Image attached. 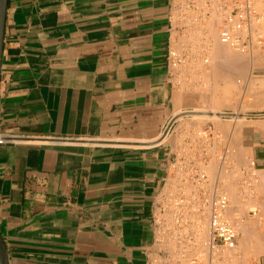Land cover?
Instances as JSON below:
<instances>
[{
  "label": "crops",
  "instance_id": "0c3cea01",
  "mask_svg": "<svg viewBox=\"0 0 264 264\" xmlns=\"http://www.w3.org/2000/svg\"><path fill=\"white\" fill-rule=\"evenodd\" d=\"M170 5L7 0L0 135L12 139L0 144V231L8 264H152L159 195L179 150L175 134L163 136L180 107L169 77Z\"/></svg>",
  "mask_w": 264,
  "mask_h": 264
},
{
  "label": "rangeland",
  "instance_id": "374dc122",
  "mask_svg": "<svg viewBox=\"0 0 264 264\" xmlns=\"http://www.w3.org/2000/svg\"><path fill=\"white\" fill-rule=\"evenodd\" d=\"M216 15H214L215 17L213 16V14L212 15L210 14L209 16L212 17V18L210 17L211 20L217 21ZM217 17L219 19V21L217 22L219 25L220 18H219V16H217ZM207 18H209V17L208 16H206V17L198 16V11L193 10L192 14L187 18L188 20L186 19L184 21V22H186V28L181 29L182 31L181 30L178 31L176 33L177 35H175V33H174L173 35L175 37L172 35V37H174L173 41L175 43L173 42L174 45H173L172 50H171L172 51V57L170 59V64H169V77L171 79V83H172L173 88H174L175 97H177V99L179 101V105H180V107L178 108L179 110L177 112V118L180 115L184 116L182 119H178L179 121L175 125L176 131L178 132V134L176 135L177 136V142L180 145L184 139H189V140L191 139L192 145L193 144H196V145H193L194 148L193 147L188 148L189 154H193L192 153L193 151L196 152L195 155L198 156L199 158L201 157L200 159L203 160L204 164H201V165L202 166L206 165V166H208L207 168H209L208 170H205L206 167L204 166V168L201 167V169L202 170L204 169L203 171H206V172L208 171V174H209L213 168L216 169V167L218 166L217 171L214 169L212 171V172H215L217 175L215 173H211V176L213 177V175H215L214 177H216L219 175L218 177L221 180L220 181L221 185H222V183H224V180L226 182V178H227L229 183L227 181V183H224V187L221 186V187H223V189L227 188V189H225L226 192H228V190H229L228 186L225 187L227 184L228 185L232 184L230 186L231 189L234 186V188L232 189L233 192L230 189L228 194L230 196V199L237 198L238 200L236 199L237 200L236 202H234L233 200L231 201V202L235 203V204L233 203V205L231 203V210L233 209L232 211L235 212V214H234V217H232L233 212L230 210L232 214H230V212H229V215H232L231 216L232 221L235 222V225L238 224L237 226H239V223H241V226H242V224L244 226V225H246V222L247 223L251 222L250 224H247V225H250V227L246 225L248 227V232H247L249 235V237L247 236L249 238L248 240L246 237L243 236V232H242L243 230H238V233H239V238H242L243 241L246 240L251 244L253 243L251 245V244H248V242H243L241 239L242 243H241V241H239L240 243L238 245L242 246V248L239 247L238 249L242 251L244 246H245L244 250L247 249V251H248V253H247L245 250L246 254H249V255H246V254L244 255L243 253H245V252L242 253L244 255L243 259L248 260V261L244 262L245 264H251V263L252 264H258L260 262L261 255L264 254V238L262 237L264 235V96H263L264 93L262 94V92H264V58H263L264 57V51L262 49H260V50L253 52V54H250V53L246 54L244 52H239L241 54V55L239 54L240 55L239 59L242 55L246 56V57L242 56L241 57L242 59L237 60L241 66L240 71H239L240 74L238 75V78L239 79L242 78L243 83H239V86H238L239 88L236 91L234 90L235 92L232 89L230 92L226 91V83H225V81H224L225 79L223 77H224V75H226L227 70H228L227 76H228L229 72H232L233 68H231V67H233V66H230L228 69V66H227L228 64H225V63L222 64L221 58H220V62H219V58H217L216 56H213V53H212L213 51L211 49L215 47V43L217 41V38L214 39L212 37L210 38V36L209 37L207 36V33H209V31H207L208 28L205 27V26H207L206 24H209V22L207 21ZM214 18H216V19H214ZM197 19L199 21H197ZM214 21H212L210 24H212V23L214 24ZM201 25H202L203 29L200 28ZM198 29H200L202 31L198 32ZM217 29L218 30H216V31H217V34L219 35L218 32L220 30V26ZM203 30H205V31H203ZM181 32L183 35L185 34L186 37H185V35L184 36L182 35V37H184L185 39L182 38L183 40L180 41L181 36L178 34L179 33L181 34ZM197 32L199 34H201L202 36L200 37V35H198ZM205 33H206V35H205ZM196 34L198 35L197 36L198 38H196L197 40L194 38V36ZM192 35H193V37H192ZM218 35H217V37L219 38ZM206 36H207V38H205ZM187 37L188 38L190 37L192 39L189 38L190 41H186V40H189ZM193 38L199 44L196 43V41L194 42ZM201 39L203 40V42ZM184 41L187 43L183 44V43H185ZM191 42H193L194 45ZM195 43L197 45H201V47L199 48V46H197ZM191 44L193 47L191 46ZM176 45H179V47ZM195 45L197 46L198 49L196 48ZM213 45H214V47H213ZM175 46L178 48H176ZM263 49H264V47H263ZM232 51H234V49ZM242 53H244V54H242ZM235 54H238V52L236 51ZM247 55H249V56H247ZM260 55L261 56L263 55L262 58ZM212 57H214V58H212ZM209 58L212 60H210ZM247 58H248L249 62H248ZM253 61H255V62H253ZM225 65H226V67H225ZM216 68H218V69H216ZM241 68H245L244 71L247 72V74H245L243 69L241 71ZM224 69L226 70V72H224L225 71ZM218 70H219V73H218ZM220 73H222V76H220L221 75ZM208 74H210V75H208ZM217 75H218V77H217ZM249 75H250V77H249ZM207 76H208V78H207ZM209 78H210V80H209ZM216 78H218V79H216ZM220 79H221V81H220ZM217 81H219V82H217ZM252 93H253V96H252ZM257 93H260V95H262V96L258 95ZM200 99H202V100H200ZM232 104H234V105H232ZM219 109H220V111H222L221 118H209V116L208 117H195V116L191 115V113L195 114V112H193V111H212V110H219ZM234 110L239 111L244 116V118H246V119L243 118V120H242V118H241L239 120H235L232 117V112H234ZM228 117H230V118H228ZM210 126H211V130H213L217 134L212 131V133L214 135V139H213V137H212L213 135L211 133L209 136L210 140L204 139L207 142H205L204 140L202 141L200 139L199 133L202 130L209 129ZM189 127H191V128H189ZM196 128L198 131L196 130ZM189 130H191V131H189ZM222 130L224 133L222 132ZM182 132H183V135H182ZM220 132H222V134H220ZM196 133H197V135H196ZM225 134H227V135H225ZM198 135H199V137H198ZM218 135L221 136V137L219 136L220 139H218V137H217ZM184 136H185V138H184ZM194 136L195 137L197 136V137L195 138ZM208 140L210 143L208 142ZM214 140H216V141L214 142ZM231 140L233 143H231ZM201 142L203 144H201ZM213 142H214V144L216 143L215 147H214ZM218 143H219V146H216V145H218ZM225 144H227V145H225ZM201 145H202V147H201ZM204 145L207 147L204 148L205 147ZM210 145L212 147H214L215 150ZM207 148L208 149L211 148V149L208 150ZM229 148H232V149L229 150ZM205 150L208 152V154H206V155L204 154ZM210 151L212 154L214 153L213 154L214 156L212 154L209 155ZM220 151H221V153H220ZM231 151H232V153H231ZM235 151H237V154ZM222 153H223V155H221ZM243 154H245V155H243ZM226 155H228V156L230 155L229 156L230 162L228 159L229 157L228 156L226 157ZM209 157H210V160H209ZM211 157H213V158H211ZM242 158L245 159V161ZM212 159H214V160H212ZM202 160H200V162ZM210 161H211V163H210ZM218 162H220V164ZM226 162L228 165L227 164L225 165ZM210 167H211V170H210ZM223 167H225L224 170H222ZM227 167L229 168V170ZM232 168H233V170H232ZM224 171H226V172H224ZM223 172L226 174H224ZM228 172H229V174H228ZM221 173H222V175H220ZM223 174H224L225 179L220 177V176L223 177ZM225 175H228V177ZM171 182L172 183L169 187L174 188L177 185V182H176V180H175V182H173L172 178H171ZM172 184H174V185H172ZM172 186H174V187H172ZM192 187H194V186H192ZM230 193H233V194H230ZM232 195L234 196L233 198H232ZM253 196H254V198H253ZM240 200H241V202L244 200L245 201L243 204H240L241 202H238ZM236 203H237V205L240 206L239 208L237 207L238 210L236 209V206H237ZM245 205H247V206L245 207ZM260 206H262V207H260ZM170 208L168 207V210H171V211H168L165 214H162V217L165 218L167 222H170V220L172 222L173 221L172 219L174 218V214H175V212L173 211L174 209L171 205H170ZM240 208H243V209H240ZM246 208H248V209H246ZM235 209L238 212L235 211ZM254 211L257 214L255 213V215H254V213H253ZM252 215H253V217H252ZM255 217L258 220V222H256ZM168 219H170V220L168 221ZM238 220H240V221H238ZM244 222H245V224H244ZM253 223H255V225H256V223H257V225L259 223V225L258 226L256 225V227H255V226H253ZM202 224H204V225H202ZM251 224H252V226H251ZM172 225L173 224H171L170 226H167V228H169L171 230V232L175 231V229H177V231H178V228L174 227V229H173L174 225L173 226ZM201 225L205 226L204 228L202 226H200V227L206 231L207 230L206 229L207 224H205V221L202 222ZM259 226H260V228H259ZM251 227H255V230H257V232L254 230L256 234L254 233V231L251 232V230H252ZM259 229H261V230H259ZM188 230L191 231V229H188ZM259 232H261V234ZM262 233H263V235H262ZM169 234H171V233H169ZM250 234L252 236L254 235L255 237L254 236L251 237ZM240 236H243L245 238V240L243 237H240ZM256 239H257V241H255ZM259 239L261 241H259ZM172 243L171 244L173 246L169 243L164 244V245L166 246V249L169 252H172V253L175 252V255H176V252L178 251L180 243H176V244H175V242H172ZM246 244H248V245L246 246ZM170 245L173 247L172 249H171ZM167 246H169L170 249H168ZM174 247H175V249H174ZM258 247H260V248L258 249ZM256 249H258L259 251H257ZM254 250H256V251L253 252ZM249 252H251V253H249ZM257 252H259V253H257ZM257 254H259V255H257ZM243 255H242V257H243ZM170 256L171 257H168V258L167 257L159 258L155 261L156 263L153 260V264H167V262H169L170 259L172 262L171 263L169 262L168 264H174L175 261L177 264H179V262H178L179 260H177L178 259L177 255L175 257L173 254ZM245 256H247L248 259H245ZM255 256H257V257H255ZM258 257H260L259 260H258ZM160 259H161V261H160ZM252 259H254V261ZM165 260H166V263H165Z\"/></svg>",
  "mask_w": 264,
  "mask_h": 264
},
{
  "label": "built area",
  "instance_id": "2783aa9c",
  "mask_svg": "<svg viewBox=\"0 0 264 264\" xmlns=\"http://www.w3.org/2000/svg\"><path fill=\"white\" fill-rule=\"evenodd\" d=\"M170 9L172 34L185 28L184 21L196 10L200 17L210 14L219 16V39L232 48L253 53L264 47V0H171ZM171 57L172 51L170 59ZM169 133L178 134L173 123L167 127L163 136ZM211 133L210 126L199 133L200 139L207 140ZM8 139L12 138L0 135V144ZM191 147L189 139H184L179 145L177 160L172 165L165 189L159 195L154 220L159 250L153 255L152 264L153 260L155 262L159 258L170 257L171 253L164 244L171 242L180 243L176 255L178 257L180 254L185 259L183 264H245L242 263V253L237 248L239 233L229 215L230 196L221 187L218 176L212 177L201 169L196 152L189 154L188 148ZM204 154L208 152L205 151ZM171 178L172 181L176 180L177 185L170 189ZM170 205L175 214L173 221L167 222L162 214L168 211ZM198 220L200 226L204 221L207 224L205 244L200 249L192 245L196 241ZM171 224L178 231L175 229L171 233L167 228Z\"/></svg>",
  "mask_w": 264,
  "mask_h": 264
},
{
  "label": "bare ground",
  "instance_id": "6f19581e",
  "mask_svg": "<svg viewBox=\"0 0 264 264\" xmlns=\"http://www.w3.org/2000/svg\"><path fill=\"white\" fill-rule=\"evenodd\" d=\"M193 14H194V13H193ZM211 15H212V14H211ZM214 15H216V14H213V16H214ZM217 16H218V15H216L217 21H216V20L214 21V20H211L212 17L208 15V17H209V18L211 17V18H210V19L207 18V21L209 22V24H206L207 22L205 21V22H206L205 24L207 25V26H205V27H207V28H208L207 31H209V33H207V36H208V37L210 36V38L212 37V38H214V39L217 38V41L215 40V41H216V43H215V47H214V45H213L214 48L211 49V50L213 51V52H212V53H213V56H216L217 58H219V62H220V58H221V62H222V64H223V63L228 64V65H227V66H228V69H229L230 66H233V67H231V68H233V70H232V72H229V73H228V76H227V72H228V70H227V72H226L225 69H224L225 71L223 70L224 72H226V75H224L223 78L225 79L224 81H225V83H226V91L230 92L231 89H232L233 91H234V90L236 91V90L239 88V87H238V86H239V83H243V82H242L243 79H242V78H240V79L238 78V75L240 74L239 71H240V67H241V66H240V64H239V62H238L237 60L239 59V56L241 55V54L239 53V52H241V51H238V49H236V48H232L230 45L221 42L220 39L217 37L218 34H217V31H216V30H218L217 28H218L219 26H221V21H220L219 25H218V23H217V22L219 21V19H218ZM196 17H197V16H196ZM204 17H205V16H204ZM214 17H215V16H214ZM216 18H214V19H216ZM187 20H188V19H187ZM193 20H194V19H193ZM197 21H199V20L197 19ZM212 21H214V24H213V23L210 24ZM190 22H191V21H190ZM195 22H196V21H195ZM199 23H200V22H199ZM216 23H217V24H216ZM195 24H196V23H195ZM196 25H197V24H196ZM198 25H199V24H198ZM213 25H214L215 27H214ZM217 25H218V26H217ZM203 27H204V26H203ZM185 28H186V27H185ZM193 28H194V27H193ZM197 28H198V27H197ZM200 28H202V25H201ZM207 28H206V29H207ZM202 29H203V28H202ZM195 30H196V29H195ZM181 31H182V30H181ZM184 31H185V30H184ZM200 31H202V30L198 29V32H200ZM203 31H205V30H203ZM177 32H178V31H177ZM177 32H176V33H177ZM198 32H197V33H198ZM176 33H175V35H177ZM184 33H185V32H184ZM201 33H202V32H201ZM218 33H219V32H218ZM194 34H195V33H194ZM202 34H203V33H202ZM178 35L181 36V38L179 37V38H180V41L183 40V39H185L184 37H182V35H183L182 32H181V34L179 33ZM184 35H185V34H184ZM184 35H183V36H184ZM198 35H200V37L202 36V35L199 34V33H198ZM198 35L196 34V35L194 36V38H195V39L198 38V37H197ZM205 35H206V33H205ZM173 36H174V35H173ZM207 36H206L205 38H207ZM218 36H219V35H218ZM174 37H175V36H174ZM174 37H173L172 39H174ZM185 37H186V35H185ZM192 37H193V35H192ZM182 38H183V39H182ZM187 38H188V37H187ZM187 38H186V39H187ZM189 38H190V37H189ZM189 38H188V39H189ZM194 38H193V40H194ZM210 38H209V39H210ZM190 39H192V38H190ZM190 39H189V40H186V41H190ZM218 39H219V40H218ZM193 40H192V41H193ZM196 40H197V39H196ZM196 40H194V42H195ZM201 40H202V39H201ZM215 41H214V42H215ZM173 42H174V41H173ZM182 42H183V41H182ZM184 42H185V41H184ZM202 42H203V40H202ZM202 42H201V43H202ZM174 43H175V42H174ZM176 43H177V42H176ZM186 43H187V42H185V43H183V44H186ZM189 43H190V42H189ZM191 43H193V42H191ZM196 43H198V42L196 41ZM196 43H195V44H196ZM198 44H199V43H198ZM173 45H174V44H173ZM180 45H181V44H180ZM193 45H194V43H193ZM196 45H197V44H196ZM196 45H195V46H196ZM176 46L179 47V45H176ZM176 46H175V47H176ZM191 46H192V44H191ZM197 46H199V48L201 47V45H197ZM197 46H196V48H197ZM178 47H176V48H178ZM180 47H181V46H180ZM192 47H193V46H192ZM211 47H212V46H211ZM181 48H182V47H181ZM181 48H180V49H181ZM190 48H191V47H190ZM196 48H195V49H196ZM231 48H232V49H231ZM197 49H198V48H197ZM233 49H234V51L236 50V51L238 52V54H235L236 51H235V52L232 51ZM173 50H174V49H173ZM262 50L264 51L263 48H262ZM209 51H210V50H209ZM244 53H246V52H244ZM244 53H242V54H244ZM239 54H240V55H239ZM246 54H247V53H246ZM248 54H249V53H248ZM250 54H253V53H250ZM178 55H179V54H178ZM242 56H243V55H242ZM242 56H241V57H242ZM247 56H249V55H247ZM260 56H261V55H260ZM262 56H263V55H262ZM262 56H261V58H262ZM241 57H240V59H242ZM243 57H246V56L244 55ZM212 58H214V57H212ZM248 58H249V57H248ZM248 58H247V60H248ZM263 58H264V57H263ZM209 59H210V58H209ZM240 59H239V60H240ZM210 60H212V59H210ZM257 60H258V59H257ZM257 60H256V61H257ZM214 62H215V61H214ZM246 62H247V61H246ZM248 62H249V60H248ZM248 62H247V63H248ZM253 62H255V61H253ZM247 63H246V64H247ZM257 63H258V62H257ZM209 64H210V63H209ZM218 64H219V63H218ZM243 64H244V63H243ZM253 64H254V63H253ZM244 65H245V64H244ZM254 65H255V64H254ZM214 66H215V65H214ZM214 66H213V67H214ZM225 67H226V65H225ZM222 68H223V67H222ZM231 68H230V69H231ZM247 68H248V67H247ZM213 69H214V68H213ZM216 69H218V68H216ZM242 69H243V71L245 70V68H241V71H242ZM214 70H215V69H214ZM247 70H248V69H247ZM229 71H230V70H229ZM244 72H245V71H244ZM209 73H210V72H209ZM215 73H216V72H215ZM218 73H219V70H218ZM222 73H223V72H222ZM222 73H220V74H221L220 76H222ZM241 73H242V72H241ZM229 74H230V75H229ZM236 74H237V75H236ZM245 74H247V72H245ZM208 75H210V74H208ZM212 75H213V74H212ZM204 77H205V76H204ZM217 77H218V75H217ZM240 77H241V76H240ZM249 77H250V75H249ZM207 78H208V76H207ZM213 78H214V77H213ZM219 78H220V77H219ZM243 78H244V77H243ZM214 79H215V78H214ZM216 79H218V78H216ZM209 80H210V78H209ZM246 80H247V79H246ZM220 81H221V79H220ZM222 81H223V80H222ZM217 82H219V81H217ZM217 82H216V83H217ZM214 83H215V82H214ZM248 83H249V82H248ZM240 86H241V85H240ZM241 87H242V86H241ZM262 89H263V88H262ZM256 90H257V89H256ZM235 91H234V92H235ZM251 92H252V91H251ZM255 92H256V91H255ZM261 92H262V91H261ZM261 92H260V93H261ZM253 93H254V92H253ZM253 93H252V96H253ZM260 93H257V94L260 95ZM263 93H264V92H262V94H263ZM184 95H185V94H184ZM245 95H246V94H245ZM250 95H251V94H250ZM260 96H262V95H260ZM263 96H264V95H263ZM202 98H203V97H202ZM200 100H202V99H200ZM204 100H205V99H204ZM206 100H207V99H206ZM235 102H236V101H235ZM234 104H235V103H234ZM234 104H232V105H234ZM236 104H237V103H236ZM235 106H236V105H235ZM235 108H236V107H235ZM193 112H195V114H192V113H191V115H193V116H195V117H208V116H209V118H221V113H222V111H220V109H219V110H212V111H193ZM244 113H245V112H244ZM186 115H187V114H186ZM191 115H190V116H191ZM183 117H184L183 115H180V116H178V119H182ZM232 117H233L235 120H239V119H241V118H242V120H243V118H244V116H243L239 111H235V110H234V112H232ZM228 118H230V117H228ZM244 119H246V118H244ZM216 126H217V125H216ZM199 127H200V126H199ZM199 127H198V128H199ZM186 128H187V127H186ZM189 128H191V127H189ZM194 128H195V127H194ZM200 128H201V127H200ZM214 128H215V127H214ZM196 130H197V128H196ZM189 131H191V130H189ZM192 131H193V130H192ZM197 131H198V130H197ZM199 131H200V130H199ZM212 131H213V130H212ZM217 131H218V130H217ZM213 132H214V131H213ZM222 132H223V130H222ZM222 132H220V134H222ZM228 132H229V131H228ZM230 132H231V131H230ZM184 133H185V132H184ZM187 133H188V132H187ZM198 133H199V132H198ZM214 133H216V132H214ZM223 133H224V132H223ZM189 134H190V133H189ZM194 134H195V133H194ZM194 134H193V135H194ZM216 134H217V133H216ZM182 135H183V132H182ZM185 135H186V134H185ZM190 135H191V134H190ZM196 135H197V133H196ZM212 135H213V133H212ZM223 135H224V134H223ZM225 135H227V134H225ZM230 135H231V134H230ZM187 136H188V135H187ZM187 136H186V137H187ZM215 136H216V135H215ZM219 136H220V135L217 136L218 139H220ZM192 137H193V136H192ZM192 137H191V138H192ZM194 137H195V136H194ZM196 137H197V136H196ZM196 137H195V138H196ZM198 137H199V135H198ZM212 137H213V139H214V135H213ZM220 137H221V136H220ZM222 137H223V136H222ZM224 137H225V136H224ZM227 137H228V136H227ZM229 137H230V136H229ZM184 138H185V136H184ZM210 138H211V137H210ZM208 139H209V136H208ZM218 139H217V140H218ZM221 139H222V138H221ZM190 140H191V139H190ZM193 140H194V139H193ZM199 140H200V139H199ZM201 140L203 141L204 139H201ZM209 140H210V139H209ZM209 140H208V142H209ZM197 141H198V140H197ZM197 141H196V142H197ZM204 141H205V140H204ZM215 141H216V140H214V142H215ZM228 141H229V140H228ZM191 142H192V140H191ZM196 142H195V143H196ZM198 142H199V141H198ZM205 142H207V141H205ZM214 142H213V144H214ZM224 142H225V141H224ZM224 142H223V143H224ZM199 143H200V142H199ZM209 143H210V142H209ZM221 143H222V142H221ZM221 143H220V144H221ZM229 143H230V142H229ZM231 143H233L232 140H231ZM231 143H230V144H231ZM236 143H237V142H236ZM201 144H203V143L201 142ZM215 144H216V143H215ZM215 144H214V147H215ZM227 144H228V143H227ZM227 144H225V145H227ZM234 144H235V143H234ZM237 144H238V143H237ZM193 145H196V144H193ZM193 145H192V147H193ZM197 145H198V144H197ZM204 146H205V145H204ZM208 146H209V145H208ZM210 146H211V145H210ZM216 146H219V143H218V145H216ZM222 146H223V145H222ZM196 147H197V146H196ZM201 147H202V145H201ZM206 147H207V146H205L204 148H206ZM211 147H212V146H211ZM214 147H212V148L215 150ZM220 147H221V146H220ZM231 147H232V146H231ZM193 148H194V147H193ZM223 148H224V147H223ZM226 148H227V147H226ZM207 149H208V148H207ZM209 149H211V148H209ZM209 149H208V150H209ZM213 149H212V150H213ZM230 149H232V148H229V150H230ZM212 150H211V151H212ZM219 150H220V149H219ZM219 150H218V151H219ZM227 150H228V149H227ZM196 151H197V150H196ZM199 151H200V150H199ZM205 151H206V150H205ZM211 151H210L209 155L212 154ZM244 151H245V150H244ZM197 152H198V151H197ZM213 152H214V151H213ZM235 152H236V154H237V151H235ZM220 153H221V151H220ZM220 153H219V154H220ZM224 153H225V152H224ZM231 153H232V151H231ZM200 154H201V153H200ZM213 154H214V153H213ZM213 154H212V155H213ZM217 154H218V153H217ZM233 154H234V153H233ZM201 155H202V154H201ZM201 155H200V156H201ZM221 155H223V153H222ZM243 155H245V154H243ZM207 156H208V155H207ZM213 156H214V155H213ZM227 156H228V155H226V157H227ZM229 156H230V155H229ZM229 156H228V157H229ZM233 156H234V155H233ZM231 157H232V156H231ZM200 158H201V157H200ZM207 158H208V157H207ZM211 158H213V157H211ZM214 158H215V157H214ZM217 158H218V157H217ZM232 158H233V157H232ZM236 158H237V157H236ZM228 159H229V162H230V157H229ZM242 159H243V158H242ZM199 160H202V159H199ZM209 160H210V157H209ZM212 160H214V159H212ZM220 160H221V159H220ZM224 160H225V159H224ZM231 160H232V159H231ZM243 160L245 161V159H243ZM243 160H242V161H243ZM201 162H202V163H200V164H204V163H203V160H202ZM208 162H209V161H208ZM222 162H223V161H222ZM210 163H211V161H210ZM218 163L220 164V162H218ZM231 163H232V162H231ZM216 164H217V163H216ZM216 164H215V165H216ZM226 164H227V162L225 163V165H226ZM212 165H213V164H212ZM217 165H218V164H217ZM223 165H224V164H223ZM227 165H228V164H227ZM204 166L206 167L205 170H208V169H209V168H207L208 166H206V165H204ZM204 166L201 165L200 167H203V168H204ZM210 166H211V165H210ZM235 166H236V165H235ZM214 167H215V166H214ZM217 167H218V166H217ZM217 167H216V169H214V168H213V169L217 171ZM225 167H226V166H225ZM225 167H223L222 170H224ZM228 167H229V166H228ZM228 167H227V168H228ZM229 168H230V167H229ZM229 168H228V170H229ZM213 169H212V171H213ZM230 169H231V168H230ZM203 170H204V169H203ZM210 170H211V167H210ZM219 170H220V169H219ZM232 170H233V168H232ZM212 171H210V173H209L210 176H211V173H215V172H212ZM220 171H221V170H220ZM224 172H226V171H224ZM224 172H223V173H224ZM258 172H259V171H258ZM207 173H208V171H207ZM215 174H216V173H215ZM224 174H226V173H224ZM224 174H223V177H222V176H220V177H221V178H224ZM228 174H229V172H228ZM230 174H231V173H230ZM216 175H217V174H216ZM220 175H222V173H221ZM214 176H215V175H213V177H214ZM218 176H219V175H218ZM225 176L228 177V175H225ZM229 176H230V175H229ZM250 176H251V175H250ZM172 178H173V177H172ZM219 179H220V178H219ZM224 179H225V178H224ZM231 180H232V179H231ZM220 181H221V180H220ZM227 181H228V180H227V178H226V182H225V180H224V183H227ZM173 182H175V179H173ZM224 183H222V186H223V187H224ZM228 183H229V181H228ZM231 183H232V182H231ZM236 183H237V182H236ZM172 185H174V184H172ZM231 185H232V184H229V185L227 184V185L225 186V187H227V186L229 187V190H228L227 193H229V191H230V189H231V188H230ZM246 185H247V184H246ZM172 187H174V186H172ZM175 187H176V186H175ZM223 187H222V188H223ZM233 188H234V186L232 187V189H233ZM170 189H171V188H170ZM225 189H227V188H224V190H225ZM232 189H231V190H232ZM232 192H233V190H232ZM230 194H233V193H230ZM235 195H236V194H235ZM237 195H238V194H237ZM239 196H240V195H239ZM233 197H234V196L232 195V198H233ZM240 198H241V197H240ZM240 198H239V199H240ZM253 198H254V196H253ZM234 199H235V200H234ZM236 199H237V198H233V199H231V201L233 200L234 202H236V201L238 200V199H237V200H236ZM241 200H242V199H241ZM241 200L238 201V202H241ZM248 200H249V199H248ZM252 200H253V199H252ZM244 201H245V200H244ZM244 201H242L240 204H243ZM234 202H231L232 205H233ZM257 203H258V202H257ZM234 204H235V203H234ZM236 205H237V203H236ZM236 205H235V206H236ZM243 206H244V205H243ZM243 206H242V207H243ZM246 206H247V205H245V207H246ZM248 206H249V205H248ZM250 206H251V205H250ZM262 206H263V205H262ZM262 206H260V207H262ZM237 207L239 208L240 206L237 205V206H236V209H237ZM245 207H244V208H245ZM169 208H170V206H169ZM170 209H171V208H170ZM236 209H235V211L238 210V209H237V210H236ZM240 209H243V208H240ZM246 209H248V208H246ZM230 210H231V204H230L229 212H230V214H232L231 211H232L233 209H232L231 211H230ZM168 211H171V210H168ZM168 211H167V212H168ZM173 211H174V210H173ZM232 212H233V211H232ZM237 212H238V211H237ZM245 212H246V211H245ZM261 212H262V211H261ZM234 214H235V212H233V214H232L233 216L230 215V218H231V216L234 217ZM256 214H257V213H256ZM247 215H248V214H247ZM254 215H255V214H254ZM245 217H246V216H245ZM247 217H248V216H247ZM252 217H253V215H252ZM252 217H251V218H252ZM260 217H261V216H260ZM235 218H236V217H235ZM171 219H172V218H171ZM231 219H232V218H231ZM237 219H238V218H237ZM248 219H249V218H248ZM252 219H253V218H252ZM255 219H256V217H255ZM169 220H170V219H168V221H169ZM172 220H173V219H172ZM246 220H247V219H246ZM236 221H237V220H236ZM238 221H240V220H238ZM170 222H171V220H170ZM199 222H200V221L198 220V221H197V226H196V229H195V237H196V241H195V243L192 244L193 247H196V248H198V249H200V248H202V247L204 246V244H205V235H207V232H206L207 230L205 231V230L203 229L205 226H202V225H204V224L201 225V226L203 227V228H201ZM256 222H258L257 219H256ZM234 223H235V222H234ZM236 223H237V222H236ZM250 223H251V222H249V223L246 222V225H247V224H250ZM244 224H245V222H244ZM237 225H238V224H237ZM237 225H236L237 231H238V230H243V231H242V232H243V236L246 237L247 240H248V239H249V238H248L249 235H248V233H247V232H248V227H247V226L250 227V225H247V226L244 225V226H243V224H242V226H241V223H239V226H237ZM256 225H257V223H256ZM256 225H255V223H253V226L256 227ZM258 225H259V223H258ZM258 225H257V226H258ZM172 226H173V225H172ZM251 226H252V224H251ZM255 227H251V228H252L251 232L255 230ZM170 228H171V227H170ZM251 228H250V229H251ZM259 228H260V226H259ZM173 229H174V226H173ZM189 229H190V228H189ZM256 229H257V228H256ZM176 230H177V229H176ZM259 230H261V229H259ZM188 231H189V230H188ZM249 231H250V230H249ZM255 231L257 232V230H255ZM255 231H254V233H255ZM262 231H263V230H262ZM173 232H174V231H173ZM189 232H190V231H189ZM171 233H172V232H171ZM259 233L261 234V232H259ZM251 234H252V233H251ZM251 234H250V236L253 237L254 235L252 236ZM255 234H256V233H255ZM262 235H263V233H262ZM262 235H261V236H262ZM243 236H240V237H243ZM247 236H248V237H247ZM258 236H259V235H258ZM244 237H243V238H244ZM254 237H255V236H254ZM262 237L264 238V235H263ZM256 238H257V237H256ZM263 238H262V239H263ZM241 239H242V238H239V241H241ZM257 239H258V238H257ZM257 239H256L255 241H257ZM244 240H245V238H244ZM239 241H238V242H239ZM242 241H243V239H242ZM242 241H241V243H242ZM255 241H254V242H255ZM259 241H261V240L259 239ZM259 241H258V242H259ZM243 242H248V241L245 240V241H243ZM252 242H253V241H252ZM171 243H172V242H171ZM171 243H170V244H171ZM176 243H177V242H175V244H176ZM239 243H240V242H239ZM239 243H238V244H239ZM172 244H173V243H172ZM172 244H171V245H172ZM248 244H251V243L248 242ZM248 244H246V246H247ZM252 244H253V243H252ZM252 244H251V245H252ZM259 244H260V243H259ZM261 244H262V243H261ZM168 245H169V244H168ZM171 245H170V247H171V249H172V248H173V247H172L173 245H172V246H171ZM179 245H180V244H179ZM175 246H176V245H175ZM259 246H260V245H259ZM167 247H168V249H170L169 246H167ZM239 247L242 248V246H239V245H238L237 248H239ZM256 247H257V246H256ZM256 247H255V248H256ZM244 248H245V246H244ZM244 248H243V250H244ZM246 248H247V247H246ZM255 248H254V249H255ZM259 248H260V247H258V249H259ZM174 249H175V247H174ZM248 249H249V248H248ZM251 249H252V248H251ZM258 249H256V250L259 251ZM243 250H242V251L239 250V251L243 253V252H245V250H246V252L248 253L247 249H245L244 251H243ZM249 250H250V249H249ZM256 250H254L253 252H255ZM170 251H171V250H170ZM172 251H173V250H172ZM251 251H252V250H251ZM246 252L243 253V254L245 255ZM260 252H261V251H260ZM170 253H172V252H170ZM249 253H251V252H249ZM257 253H259V252H257ZM172 254L174 255V257L176 256V255H175V252L172 253ZM172 254H171V255H172ZM243 254H242V255H243ZM244 255H243V258H244ZM246 255H249V254H246ZM252 255H253V254H252ZM257 255H259V254H257ZM253 256H254V255H253ZM170 257H171V256H170ZM178 257H179V258H178V259L176 258V259L179 260V261H178L179 264H183L184 261H185V259L182 258L180 254L178 255ZM246 257H247V256H245V259H248V257H247V258H246ZM255 257H257V256H255ZM167 258H168V257H167ZM259 258H260V257H258V260H259ZM169 259H170V258H169ZM169 259H168V260H169ZM260 259H261V258H260ZM168 260H167V261H168ZM243 260H244V259H242V261H243ZM250 260H251V259H250ZM250 260H249V261H250ZM252 260L254 261V259H252ZM160 261H161V259H160ZM246 261H248V260H244V262H246ZM157 262H158V261H157ZM169 262H170V263L172 262L171 259H170ZM169 262H167V264H168ZM244 262H242V263H244ZM250 262H251V261H250ZM155 263H156V262H155ZM158 263H159V262H158ZM165 263H166V260H165ZM173 263H174V262H173ZM175 263H176V261H175ZM175 263H174V264H175ZM257 263H258V262H257ZM176 264H177V263H176ZM251 264H252V263H251ZM258 264H259V263H258Z\"/></svg>",
  "mask_w": 264,
  "mask_h": 264
},
{
  "label": "water",
  "instance_id": "95a60500",
  "mask_svg": "<svg viewBox=\"0 0 264 264\" xmlns=\"http://www.w3.org/2000/svg\"><path fill=\"white\" fill-rule=\"evenodd\" d=\"M6 9H7V0H0V93H1V68H2ZM0 264H8L7 247L1 231H0Z\"/></svg>",
  "mask_w": 264,
  "mask_h": 264
}]
</instances>
